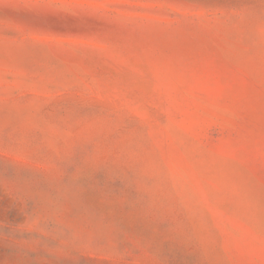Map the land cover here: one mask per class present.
Wrapping results in <instances>:
<instances>
[{
    "label": "rangeland",
    "instance_id": "rangeland-1",
    "mask_svg": "<svg viewBox=\"0 0 264 264\" xmlns=\"http://www.w3.org/2000/svg\"><path fill=\"white\" fill-rule=\"evenodd\" d=\"M0 264H264V0H0Z\"/></svg>",
    "mask_w": 264,
    "mask_h": 264
}]
</instances>
